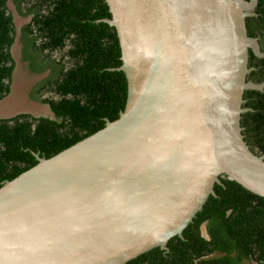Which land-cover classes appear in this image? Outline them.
Returning <instances> with one entry per match:
<instances>
[{"label":"water","instance_id":"water-1","mask_svg":"<svg viewBox=\"0 0 264 264\" xmlns=\"http://www.w3.org/2000/svg\"><path fill=\"white\" fill-rule=\"evenodd\" d=\"M127 82L114 121L0 186V264H125L192 222L221 178L264 198L243 139L257 0H105ZM204 230V227H202ZM205 235V231H203Z\"/></svg>","mask_w":264,"mask_h":264},{"label":"trees","instance_id":"trees-1","mask_svg":"<svg viewBox=\"0 0 264 264\" xmlns=\"http://www.w3.org/2000/svg\"><path fill=\"white\" fill-rule=\"evenodd\" d=\"M0 0V100L11 91L12 46L16 26ZM22 16L19 41L23 58L42 57L46 49L71 43L74 66H59L52 81L59 100L47 101L60 121L22 113L0 119V186L37 163L35 154L49 158L114 121L124 109L127 82L121 50L105 0H13ZM22 4V6H21ZM246 20L247 34L264 53V0H257ZM247 81L264 83V57L248 51ZM61 77V80H59ZM242 135L249 149L264 155V89L243 93ZM191 223L167 242L125 264H242L244 259L264 264V198L240 184L221 178ZM205 224L207 237L202 233Z\"/></svg>","mask_w":264,"mask_h":264},{"label":"flooded vegetation","instance_id":"flooded-vegetation-1","mask_svg":"<svg viewBox=\"0 0 264 264\" xmlns=\"http://www.w3.org/2000/svg\"><path fill=\"white\" fill-rule=\"evenodd\" d=\"M6 7L13 17V23L16 26L17 32L16 42L12 46L15 67L12 73L11 91L1 99L0 102H4L3 104L7 105L11 112H14H12L13 114L10 116L7 115L10 113H5L4 115L0 114V119H8L22 113H28L35 117H46L55 121H60L47 101H57L60 99L59 95L54 91V85H52V81L58 78L59 66L63 67V71H67L74 66V61L70 55V40L64 39V43L61 46L44 50L42 57L36 58L33 56V58H23L22 42L19 41V36L21 35L22 25L29 22L32 16H23L25 21L19 24L16 19L22 17V11H18L13 0H7ZM19 63L23 70L28 72L27 75H32L30 79H32L33 75L35 77L32 86L25 92L26 95L22 94V76L19 77L21 72L16 71L17 66L20 68ZM59 80H61V77H59ZM22 96L24 102L29 101V98L37 102L36 104L39 106L35 110L38 109L36 112L39 115L36 116L31 112H15L16 107L22 106ZM0 109L4 110V107L1 105ZM243 261L246 262L245 264H261L260 262L250 259H244Z\"/></svg>","mask_w":264,"mask_h":264},{"label":"rangeland","instance_id":"rangeland-1","mask_svg":"<svg viewBox=\"0 0 264 264\" xmlns=\"http://www.w3.org/2000/svg\"><path fill=\"white\" fill-rule=\"evenodd\" d=\"M16 20H17V22L19 24H22L25 21V18H23V16H22V17H18ZM19 65H20V63H19ZM16 71L21 72L19 77L22 76V94L23 95H26L25 92L28 91V89L32 86L33 81H35V77L33 75L32 79H30V77L32 75L31 74L27 75L28 72L27 71H24L21 65H20V68H19V66H17ZM28 100L29 101L24 102V98L22 96V106L16 107L15 108V112H31V113H34V115H36V116L39 115L36 112V111H38V109L35 110L39 106L38 104H36L37 102L34 101V100H31L30 98ZM3 103L4 102H0V107H1V105H2V107H4V110L0 109V114L1 115H4L5 113H10V114H7L9 116L11 114H13L12 112H14V111L11 112L8 109L7 105H4ZM203 231H205V230H203ZM245 263L246 262L242 261V264H245Z\"/></svg>","mask_w":264,"mask_h":264},{"label":"clouds","instance_id":"clouds-1","mask_svg":"<svg viewBox=\"0 0 264 264\" xmlns=\"http://www.w3.org/2000/svg\"><path fill=\"white\" fill-rule=\"evenodd\" d=\"M202 227H204V230H205V224H203ZM202 233H203V228H202ZM204 236L207 237L206 230H205V235Z\"/></svg>","mask_w":264,"mask_h":264}]
</instances>
